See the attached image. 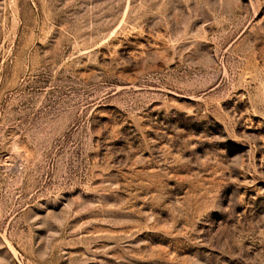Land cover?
<instances>
[{
	"label": "rangeland",
	"instance_id": "obj_1",
	"mask_svg": "<svg viewBox=\"0 0 264 264\" xmlns=\"http://www.w3.org/2000/svg\"><path fill=\"white\" fill-rule=\"evenodd\" d=\"M0 264H264V0H0Z\"/></svg>",
	"mask_w": 264,
	"mask_h": 264
}]
</instances>
